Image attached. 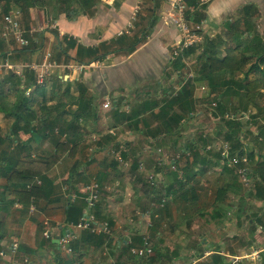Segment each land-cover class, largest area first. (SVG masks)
Wrapping results in <instances>:
<instances>
[{"label":"crops","instance_id":"crops-1","mask_svg":"<svg viewBox=\"0 0 264 264\" xmlns=\"http://www.w3.org/2000/svg\"><path fill=\"white\" fill-rule=\"evenodd\" d=\"M114 3L118 5L115 7ZM105 4L108 5V7H104ZM186 4L190 7L188 11L192 10L193 13L198 14V17L199 13L204 17H201V21L197 23L200 27L198 31L199 40L195 41L194 44L190 46L193 50L191 54L182 58L185 66L180 70H173L171 68L172 62L178 54L171 60L170 51L173 45L180 40V34H177L178 32L173 25H168L162 20V12L164 11L166 0H100L94 8L92 16L80 15L75 20H69L64 14H58L55 20L59 24L58 31L60 35H71L75 38L76 43L85 47H98L97 55L99 58L92 60L91 68H87L80 73L72 71L68 76L72 85L74 81L79 78L86 83L90 94L96 98L98 108V118L94 122L92 128L100 130L99 133L97 132L100 135V139L105 136V131L109 130V134L113 141H110V146L108 143H103L102 150L95 153V159L91 162L87 161L90 159V155H88L89 158L87 159L85 153L88 154V151L87 148H82L84 145L82 143V145H78L79 151L74 152L71 158H63L54 164L45 173L46 180L49 181V184L45 186L46 191L42 201V211L37 207L34 213H30L28 209L29 205L25 204L23 201L19 202L18 198L13 199V194H11L9 200L4 196L2 197L3 188L8 183L6 177L0 176V221L3 223L0 232V250L2 248H7L12 240H18L21 250L23 247H27L25 249L26 253L29 252V248L35 250L34 253L30 254L33 264H78L80 261L85 264H146L142 259L129 255L130 253L123 247V245H125V238L133 235V233L137 232L142 234L144 231L149 235L151 233L149 229L150 226L147 227L146 225L148 217L143 216V212L148 207L146 201L149 199L143 200L140 197L141 188L143 187V181H145V179L143 177V181L133 180L127 167L125 166L123 168L113 157L114 155H119V151L120 155L125 151L127 157L123 159H130L132 161L129 149H137L141 159L145 160L144 163L146 167L159 171L163 179L168 178V176L172 179L173 175H170L169 172L172 166L169 164L171 163L169 161L156 165L154 159L149 157V153L148 155L142 153H147V145L152 138L144 129H142L141 132L138 127L136 128L132 123L136 118H140V113L143 112L140 111V115L137 117L134 116L135 119L126 114L130 112L131 108H136V103L139 100L143 101L146 100L148 96L159 95L161 93V88L173 87L174 89L175 84H172V82L175 80L172 79L177 75H181L178 86L176 87L178 90L179 86L183 84L182 81L185 79L190 83L192 90L193 86L197 83L201 84L202 82H199L198 79L195 78L197 76L195 55L199 56L200 52L206 46V49H209L208 46L213 41L217 44L216 46L218 49L222 43L220 39L227 42H237L235 38H239L240 40V37L245 31L256 29V27L259 31L264 33V0H199V6L202 4V8L195 7L194 4H191V0H186ZM36 7L38 6H31L29 8V15L27 17L23 16L24 27L29 23L30 26L35 28L33 25L35 23L32 19L35 17V11L38 12L39 19H41V16L43 18L44 10ZM135 7L139 11L133 21L132 18L135 14ZM197 11L199 13H196ZM245 21H248V24H245ZM129 23H132V26L129 25ZM191 25L194 26L195 23L192 21ZM230 26H233V28ZM143 33H146L144 40L137 42L141 35L143 37ZM45 36L47 41L44 48H51L53 44H55V39L53 35L48 32ZM227 38L231 40H226ZM0 45V56L1 53L6 52L7 55H5V58L18 68L30 62H38L41 58V53H39L40 49L19 50L14 44L7 41L3 44L0 42ZM131 49L133 50L131 51ZM70 53L72 56H75L76 48H72ZM190 74H193L194 77L189 79ZM14 99L15 97H10L11 101H14ZM106 99L111 100L112 107L113 103L117 104V114L113 113L115 107L109 109H104L102 107L101 104ZM249 108H252L254 111L256 110L253 105H250ZM175 109L178 111V108H174V110ZM154 111H156V109ZM133 112L135 111L133 110ZM120 114H124L125 116H120ZM149 114L150 111H147L144 117L148 125L151 122H153V124L150 126L141 124V127H148V130L152 132L153 127L156 126L157 120ZM196 116L193 119L189 117L186 121L181 120L182 122L178 128H175V132L171 133V137L169 138L177 139L181 143L185 140L188 141V139L192 137L191 135L195 134L193 131H196V125L199 127L202 125L201 117L203 114ZM10 122L11 121L0 112L1 134H6ZM250 129L254 131V126L251 125ZM153 132L155 133L156 131L154 130ZM245 135L243 138L245 143L253 147L255 152L258 151V148L254 145L256 140L250 139ZM54 136L53 134L50 136L54 138L50 143L47 139H42L35 135L30 147L39 150L44 148L47 151L45 153H48L53 150V145L51 144L56 140ZM19 137L22 140H26L30 135L20 131ZM89 137L87 133L84 134L81 139L83 140ZM93 137H95V135H92V138ZM69 138L76 142L79 139L78 136H70ZM169 138L161 141L158 146L160 145L159 147L166 149L169 154H172L168 151ZM82 140H80V143ZM76 142L73 143L75 144ZM102 142L103 139H101V143ZM114 142L118 143V145L115 144L118 150L116 152L113 151L112 147ZM124 143H126V145ZM0 146L1 150L9 152L8 154L13 157L11 160L14 161L20 157V154H18L19 152H13L14 149L10 151L14 145L11 144L9 140L1 143ZM261 148L264 147L262 146ZM261 151L264 152L263 149ZM24 152L25 151L22 152V155ZM188 160L189 162L192 160V157L189 158V155H187V157H180V162H178V164H180L179 166H182L185 161L187 166L189 163ZM75 162L76 164L78 162V167L72 171V166ZM216 167H219V165ZM187 168L186 174L190 177L187 187L191 184L194 188V192L197 194L194 203H192L191 200L185 201L175 196V200L170 201L167 207L158 213L155 220L159 223L162 218V213L165 217H170V224L178 222L180 226H182V222H184V225L180 227L182 230H176V235H174V237L178 238L183 231L184 233L182 235H190V238L184 245H182L180 241L175 244V247L169 251L170 255L166 262L168 264H172V262L181 264V261L184 260L182 262L183 264H195L196 260L199 261L202 258L205 264L207 261H210L209 257L212 254L220 255L225 259V262L238 260L237 257L241 256L238 251L239 249L242 250V248H240L239 244L241 235H238L237 231H239L242 225V218L244 216L241 215V224L237 225V221L239 220L236 216L237 205L231 204L233 212L230 211L229 205L225 206L226 208H224L222 212L224 216H221V213L220 215L212 217L211 210V213L207 212L209 215L206 213L207 219H204V221L209 223L210 217L219 219L218 223L222 226L221 232L215 237L216 242L213 241L210 235H205L206 233L201 235L200 233L202 232L194 222V219H196L194 217H196L195 215H205L203 212L205 194H203V192H207L208 189L211 191V189L209 187H204L208 183L203 182V174L199 173L202 169L200 163H189ZM181 175L180 178L182 177ZM222 175H224V172H222ZM227 175L230 176L228 172H226L224 181ZM94 176L101 178L99 196L100 209L95 208V214L99 219H102V216L108 218L112 228L111 235L107 237L104 242L106 243V247L103 246L104 243L101 242L88 245L90 243L82 240L84 232L79 234L80 238L76 242L79 244V252L76 253L75 251L73 255H68L59 251L57 242L54 240L40 246L39 241L41 238L39 237L38 239V235L36 234L38 233V227L41 225L43 217L50 219L52 225L59 224L62 226L65 224V206L62 191L64 183L70 178L75 185L79 186V190H81L86 177ZM172 181L173 180H171V182ZM228 190L236 194L234 187ZM125 196H127V199H125ZM131 199L133 202H131ZM233 199L235 200V198ZM223 201H225V198ZM207 202L212 204L211 200H207ZM253 202L255 203V201ZM250 208L251 205L249 206V209ZM225 219H227V222L222 224L221 221ZM251 221L252 220H250V225L252 223ZM162 223L166 225L165 222ZM189 223L190 225L188 226ZM191 226L192 228L189 231ZM257 229L258 227L255 232L251 235L249 234L250 236L248 235V237L250 238L252 236L256 244L260 245L263 244L264 241L259 243L257 237H264V235H258V233H264V230L259 229L262 232H258ZM244 230H246V228ZM196 235H199L202 240L205 239L203 243H207V245H199ZM170 236L172 238V235ZM151 237L153 240V248L162 246L163 240L171 239L166 233L160 231V229L155 235L153 233ZM37 239L38 241L36 243L35 240ZM211 240L213 242H211ZM85 244H87V246H84ZM135 244L137 243L135 242ZM197 251L202 255L200 256L201 258L198 257L199 259L194 257ZM205 251H209L210 253L204 255ZM252 253L253 250L250 254ZM155 254L154 251L153 255ZM184 254H188V257H184ZM118 258H122L123 261L119 262ZM6 260L7 257H0V264L1 262H6ZM151 264H154V262Z\"/></svg>","mask_w":264,"mask_h":264},{"label":"trees","instance_id":"trees-1","mask_svg":"<svg viewBox=\"0 0 264 264\" xmlns=\"http://www.w3.org/2000/svg\"><path fill=\"white\" fill-rule=\"evenodd\" d=\"M2 1L4 2L3 11H8L17 7L20 9L24 17L29 15V8L35 4L42 8L44 10L43 12L53 13L51 18L54 20L57 18L59 13L64 14V16L69 20H75L80 15L92 16L94 8L100 0ZM191 4H194L197 8H202V4L199 6V0H191ZM196 13L199 12L197 11ZM201 17L204 16L200 15V13L199 17L198 14H195L192 11H188L186 13V19L193 21L195 24L201 21ZM247 22L248 21H245V24H248ZM230 27L233 28V26ZM25 29H27V26ZM49 30L55 39V44H53L56 49L54 57L58 58L62 56V54L68 56V50L76 48L74 62L78 64H89L92 60L99 58L97 55L98 47H85L76 43L75 38L71 35L64 34L59 36L57 29H47L46 31ZM243 34H248L249 41H244L242 46H237L235 48L228 49L227 51L233 53L235 50H239L236 59L235 57L231 58L228 53L225 56L220 57L215 41L210 43L208 46L209 49H206V46L200 52L199 60L197 62L198 65L196 66L197 76L195 78H197L199 82H202L201 85L206 87L205 92H203L202 89H199L197 85L193 86L192 90L190 83L185 79L182 81L183 84L179 86V91L176 95L173 94V89L171 88H161V93L159 95L148 96V98L143 101L139 100L136 103V108H131L130 112L126 114L131 118L143 114L142 116L140 115V118H134L135 120H133L132 125L136 128L138 127L141 132L142 129H144L146 133L151 135L150 137L152 139L147 145V150L150 149L152 151L156 148H160V145L158 146V144H160L161 141L171 137V133L175 132V128H178L182 122L181 120L186 121L189 117L193 119L196 115H204V113L209 110L211 114L216 116V118L218 117L224 128L221 129V131H218L217 135L220 137V140L216 142L218 145L214 146L212 150H207L205 147L207 145L206 142L208 143L207 139H214V137L206 138L205 136H196L197 133H195L194 135H191L192 137H190L188 141L185 140L182 143L177 139L169 138L168 151L171 152L173 156L172 162L170 163L172 168H170L169 172L170 175L173 176L172 179L169 176L168 178L163 179L161 173L154 170L156 173L154 184H150L149 180L147 183L143 181V175L138 169V165L141 160L139 151L137 149H129L132 162L128 172L132 176L133 180H142L144 183L143 187H145L146 193L149 196L148 208L151 211L150 229L154 235L157 233L159 227L158 222L155 221L156 217L154 216L158 215V213L167 207V201H174L175 196H177L181 200H191V202L194 203L197 195L194 192L193 187H185L190 180V177L186 174L184 169H188L187 167L189 163L186 166L185 161V165L183 164L182 166H179L180 164H178V162H180V157H187V155H189V158L192 157L190 163H200L202 169L199 173L204 174L205 170H207L206 168H209L211 164L218 166L225 157L239 158L240 155L245 153L243 151L245 148V141L243 139L244 135L249 133L252 134L251 129L247 130L244 128L245 125L253 124L256 126L257 133L253 136V139L257 140L264 138V114L262 107L259 105L261 102L259 100H262L264 92H262L259 88L260 84L257 81L249 78V74L251 72L263 73L264 71L263 69H260V64L264 62V46L262 43L263 32L259 31L256 27V29L247 30ZM145 35L146 33H143V37L141 35L137 42L143 41ZM38 36L42 39L43 44L41 43L40 45H36L35 42L32 41L31 45L28 47L29 49H40L46 45L47 38L44 33L41 32ZM28 38L30 39L31 37ZM235 39L237 42H240L239 38ZM0 42L3 44L5 40L0 38ZM10 42L12 44L14 43L12 40H10ZM132 50L133 49H131V51ZM192 51L191 47H187L179 51L177 57L172 62L171 68L173 70L183 69L185 65L182 58L190 55ZM5 55H7L6 52L1 53V61L4 60ZM235 73L238 74V76H236ZM240 74H242V76H240ZM33 78L34 72L28 67H25L20 75L14 74L13 72H6L2 79H0V112H2L4 116L11 117L9 118L11 122L6 134L3 135L0 133V144L7 140H12L16 142L14 150L20 154V157L13 161L11 160L13 157L8 154L9 152L0 150V176L6 177L8 183L3 188L2 197L4 196L7 200H9L11 194H13V199L18 198L19 202L23 201L27 205L34 203L38 209L42 211V201L46 191L45 186L49 184V181L46 180L45 173L58 161L63 158H71L74 155V152L79 151L78 145L73 143L76 141H72L69 137L78 136L79 138H82L84 134L88 133L90 137L82 140L81 144H84L82 148H93V151L98 150L103 143H108L109 145L110 141L113 140L109 134L110 131L106 130L104 133L105 136L101 138L103 139V142L101 143L100 135L98 134L100 130L92 128L94 122L98 118L96 98L90 94L88 86L80 78L75 80L72 86L69 81H62L57 78L54 82L50 81L51 87L49 88V95L46 94L43 87H38L29 97H25L22 92L24 88L33 80ZM242 92H244L243 95L238 98ZM11 96L15 97L14 101L10 100ZM231 99L232 101L236 100L235 105L233 104L234 101L232 102ZM250 105H253L259 110H255L254 112L251 111V113L247 112L250 111ZM112 108H114L113 113L117 114L118 107L116 103H113ZM174 108H178V111L176 109L174 110ZM155 109L156 111H154ZM133 110L135 112H133ZM140 111L143 113L139 114ZM147 111H150L149 115L157 120L156 126L153 125L154 127L152 132L148 130V127H141V124L146 126L148 125V122L144 117V114H146ZM246 113L249 115L248 120L245 118V116H247ZM120 116L125 115L120 114ZM257 118H262V120L258 121L256 120ZM244 121H246V123ZM152 124L153 122H151L148 126ZM55 129L57 132H55ZM154 130L156 131L155 133L153 132ZM20 131L29 134L30 137L26 140H21L18 136ZM52 134L55 135L54 137L56 140L51 144L53 145V150L48 153H45L47 151L44 148H42L41 151L30 147L35 135L41 137L42 139H47L51 143V141L54 140V138L50 137ZM63 135L66 136L64 139ZM92 135L98 137H94L95 139H92ZM242 139L244 143H241ZM209 143L211 144L212 142L209 141ZM115 144L118 145V143H113L112 147L114 150H116ZM124 144L126 145V143ZM226 144L228 148L223 152V149H225L224 145ZM245 145V154L248 157V162L245 163V176L248 180L247 184H251V187L246 188L243 181L242 184L239 182L237 176V174L239 175L238 171L235 172L233 169H229L224 166L223 168H226V171L230 175L226 176L225 183L228 186L226 189L228 190L229 188L234 187L236 190V188L243 186L241 189L247 191L246 195L250 199L255 202H264V152L261 151L260 148H258V151L254 152L253 147H250L246 143ZM23 151L25 152L21 156V152ZM205 152H208L210 157L206 156ZM236 153H238L239 156L236 155ZM85 155L88 159L89 154L85 153ZM121 157H127L125 151L121 153ZM87 161L91 162V157ZM77 164L76 162L73 164L72 171L78 167ZM155 164L157 165L156 162ZM238 165H241L240 168L242 167L241 162H239ZM180 175L182 176L181 178ZM171 180L173 181L171 182ZM158 185L159 187H157ZM72 186L68 187L67 193L70 194L71 192H77V190ZM175 186L179 187L176 188ZM189 191H191V196L188 195ZM212 193L215 195V198L211 204L213 206L211 215L212 217H215L216 215L221 214L216 203L220 199L223 201L225 197L223 192L221 190H217V188H215ZM67 201H69L68 198ZM84 204L86 203L82 199H76L75 201L67 204L65 203V221L67 223L76 224L82 215ZM96 209H100L99 203L96 205ZM241 215H243V213L239 212V208H237L236 216L239 218L237 225L241 224ZM221 216H224V213H222ZM244 216H246V218L248 217V221L250 223L251 215L245 214ZM102 219H107L110 223L108 218L102 216ZM251 222L252 229L249 230L250 235L255 232L257 227L258 229L264 230V214H256ZM1 225L0 221V232ZM42 232L43 226L39 225L38 233L36 235H38V239L39 237L41 238L39 241L40 246H43L47 242L49 243L51 240H46L43 237ZM134 235H137L134 237V242H137V244L143 243L142 235L145 234L135 232ZM250 238L249 242L242 241L240 245L242 250L239 249L238 251L241 255V259L236 261L233 260L231 262L232 264H234V262L235 264H238V262L240 264H250V261L247 260L248 255L251 256L250 252L247 255H244L243 253L246 252L249 247L259 249L257 255L259 256L262 264H264V244L257 245L255 244V239H253L252 236ZM38 239L35 240L36 243ZM82 240L90 243L88 245L95 244L97 242L103 243L102 235L90 234L88 232H84ZM73 242L70 244V248L73 251V254H75V251L76 253L79 252V244L76 243L77 241L75 240ZM247 244L248 246L244 248V245ZM84 246H87V244ZM124 247L128 250L129 245H125ZM26 248L23 247L22 250L19 248V252L21 255L29 258V264H33L30 254L34 253L35 250L29 248V252L26 253ZM154 251L158 256H160L161 253L156 248H154ZM156 254L154 256L142 257L143 262L151 264L156 259ZM197 254H195L194 257H200L198 251ZM209 259L210 261H207L205 264L225 263V259L218 254L210 255ZM78 264L85 263L80 261Z\"/></svg>","mask_w":264,"mask_h":264},{"label":"rangeland","instance_id":"rangeland-1","mask_svg":"<svg viewBox=\"0 0 264 264\" xmlns=\"http://www.w3.org/2000/svg\"><path fill=\"white\" fill-rule=\"evenodd\" d=\"M3 3L4 2L2 0H0V10H1V7L3 6ZM117 5L118 4H115L114 6L116 7ZM104 7H108V5L105 4ZM36 8H40V7H36ZM40 9H42V8H40ZM34 13H35V17L32 18V19L34 20V23H35L33 25L36 28H38L40 30H43L45 26H50V27L53 26V27H57L58 28L59 24L56 22V20L54 21V19L51 18L53 16V13H51V12H48V13L43 12L44 13V16H43V18L41 16V19H39V17H38V12L35 11ZM20 17L23 18V14L22 13H20ZM20 24H22V23H20ZM26 25L29 26L30 24L27 23ZM31 29H32V27H31ZM177 34H180V33L178 32ZM61 35H64V34H61ZM248 37H249L248 34H246V35L243 34L240 37V42H236V41H229V42H227L225 40L220 39L222 41V43L220 44V46L218 48V50H219V56L220 57H223V56H225L228 53L231 58L235 57V59H236V56H238V51L239 50H235L233 53L232 52L230 53V52H227L228 49H232V48H234L236 46H242L244 44V41H249L248 40ZM33 38H34L33 41L37 45H40L41 43L43 44V41H42V39L39 36H34ZM226 40H231V39H228L227 38ZM29 44H30V42H29ZM44 49L43 48H40L39 53H41V55H42V52H44ZM52 49H53L52 50V55H53V52H55L56 49L54 48V46H52ZM36 50H38V49H36ZM71 50L72 49H69L68 50V52H67L68 56L65 55V54H62V56H60L58 58L57 57H54L53 58L54 61H55L54 65H57L58 64L57 66H59V65L62 66L63 62L66 60L65 58H68L70 56ZM198 59H199V56L198 55H195V62H198ZM7 60H8L7 58H4V60H2V61L0 60V79H2L3 75L8 70H11V69H8L11 66L10 64H9L8 67H5V62ZM196 66H197V63H196ZM260 69H263L264 70V62H262L260 64ZM65 71L66 72H69V71L72 72V70H69L67 68L65 69ZM58 73L59 74H64L65 72H64V70H61V68L57 67V69L54 71V73L51 76V78L53 79L51 81H53V82L56 81L55 79L58 78ZM235 75L238 76V74H236V73H235ZM235 75H234V77H235ZM240 76H242V74H240ZM253 77H255L257 79L258 83L260 84V87L259 88L261 89L262 92H264V71H263V73H256L255 76H254V72H251L249 74V78H253ZM180 78H181V75H177L176 77H174L172 79V80H175V81L172 82V84H175L174 85L175 87L173 89V87L171 86L172 87L171 89H173V94H175V95L179 91L176 87L178 86V83L180 81ZM198 88L201 89V85H198ZM199 91H201V90H199ZM202 91L205 92V88H202ZM243 93L244 92H242L238 96V98L240 96H242ZM49 94L50 93H47V95H49ZM231 101H232V99H231ZM233 101H234L233 104L235 105L236 100H233ZM259 101H261L259 103V105H260V107H262V111H263V114H264V96H263L262 100H259ZM49 103H51V102H49ZM255 109H256V111L259 110L258 108H255ZM250 110L252 112H254V110L252 108ZM4 117H6L8 119L11 118V117H7V116H4ZM201 118H202V125L200 127L196 125V132L195 133H197L196 136L197 135L198 136L200 135V136H205L206 138L214 137V139H207L208 143L206 142V144L208 146H210L209 141L212 142V143H216L217 141L220 140V137L217 134H218V131H221V129H224V128H223V126L221 124V121L218 119V117L216 118V116L214 114H211L210 113V110L208 112H205L204 115ZM256 120L261 121L262 118H257ZM219 123H220V125H219ZM254 132H256V131H254ZM245 136L246 137H249L250 139H253L254 138L253 135L250 136V134L245 135ZM260 143L264 147V139H261V140H258L257 139L256 140V144H255L257 148H260V150H262V149L264 150V148H261L262 146L260 145ZM216 144H218V143H216ZM14 146H16V145H14ZM10 151H12V149ZM13 152H16V150H14ZM148 153H149V151H148ZM148 153H146V155H148ZM205 154H206V156H208V152H205ZM21 155H22V152H21ZM156 160L157 159L155 158L154 161H156ZM227 165H228L227 163H224L223 164V166H227ZM185 169H184V171H186ZM206 169L207 170H205V173L202 175V177H203V182L208 183V184L206 186H204V187H209L211 189V191L208 189L207 192H205V191L203 192V194H205V198L203 200L204 201V206H203L204 207V210H203V212H204L205 215L204 216L195 215L196 217H194V218H196V219H194V222L198 225L199 229L201 230V232H202V233H200L201 235H203V234L206 233L205 235H210L212 237L213 241L216 242L215 241V237L220 234L219 232H221V229H222L221 224L218 223L219 222L218 221L219 219H215V218H211L210 217L209 218V220H210L209 223H207V222L204 221V219H207L206 213L207 212H210L211 213V210L213 209L212 205H209L211 203L207 202V200L208 201L211 200V202L214 200L215 195L212 193V191L215 189V187L217 188V190H221L223 192L224 197H225V201H222V199H220L219 200L220 202L218 201L216 203L217 206L219 207L221 213L224 211V208H226L225 206H228L229 205L230 206V211L233 212L232 211L231 204L232 205H237V208H239V212H242L243 213V216L245 215V212H246V214L251 215V220H253L256 214H258V213L259 214H261V213L264 214V202H262V201H256L254 203L252 201V199H250L246 195V192L247 191L244 190V189H241V188H236L235 187L236 190H234V191L236 192V194H233L232 191L227 190L226 188L228 186H227V184L224 181L225 173L227 172L226 171L227 170L226 168H222V166L221 167H216V166H214V164L213 165L211 164L210 167L209 168H206ZM222 172H224V175H222ZM188 183H189V181H188ZM189 185H191V184H189ZM189 185L187 187V184H186L185 185L186 188H190L192 186V185L191 186H189ZM157 187H159V185ZM175 187L178 188L179 186H175ZM204 189H206V188H204ZM191 191L188 192V195L189 196H191ZM131 196H132V194H131ZM140 197L143 200H148L149 199V196L146 193L145 187H142L141 188ZM233 198H235V200ZM125 199H127V196H125ZM131 202H133L132 199H131ZM169 202L170 201H167L166 204L168 205ZM146 203H148V201H146ZM250 205H251V208L249 209V206ZM189 210H191V209H189ZM161 216H162V218L160 219V221L158 223L159 226H160L159 229L163 233H166L170 238H171L170 235H172V238L171 239H165V240H163V242H162L163 245L162 246H159V247L156 246V249L161 254H160V256H158L156 254V260L153 261L154 264H162V263L163 264H168L166 261H167V258L170 255V252L169 251H171L175 247V244L178 243L179 241H180V243L182 245H184L188 241V239L190 238V235H187V236L186 235H182L184 233V231H183V233L180 232L181 235H179L178 238H175L174 237V235H176V230L177 231L178 230H182L180 227H182L184 225V222H182V226H180V223H178V222H176L174 224H170L169 221H171V220H170V217L169 216L168 217H165L162 213H161ZM162 222H165L166 225H163ZM226 222H227V219H225L224 221H221L222 224H224ZM190 223L188 224V226L190 225ZM248 223H249L248 217L246 218V216H244L242 218V225L240 226L239 231H237L238 235H241V239L239 241V244L240 245H241L242 241L243 242H246V241L249 242V240H250V238L248 237V235H249L248 229H249V227H250V229H252L251 228L252 225H249ZM1 224H3V223L1 222ZM191 228H192V226L189 228V231L191 230ZM245 228H246V230H244ZM258 232H262V231H260L258 229ZM194 234H197V233H194ZM151 235L153 236L152 230H151V233H150L149 236H150V240L152 241V244H153V240L151 239L152 238ZM258 235H264V233H258ZM196 237H197V243H199V245H202V244H204V246L207 245V243H203V241H205V239L202 240L201 237H199V235H196ZM213 241L211 240V242H213ZM257 241L259 243L263 242L264 241V237H260V238L257 237ZM255 244H256V242H255ZM247 246H248V244L247 245H244V248H246ZM183 247H185V246H183ZM252 248L253 247H249L246 250V252H243L244 255H247V253L251 252V249ZM205 252L210 253L209 251H205ZM181 254L183 255L182 252H181ZM184 257H188V254H184ZM192 258H194V257H192ZM238 259H241V257L238 256ZM247 260L250 261V264H262L259 256L257 255V252H254L253 255H251V256L248 255ZM118 261L119 262H122L123 259L122 258H118ZM183 261L184 260L181 261V264H183L182 263ZM176 263L172 262V264H176ZM195 264H204L203 261H202V258L199 261L196 260V263ZM224 264H232V263L230 261V262H225ZM234 264H235V262H234ZM238 264H240V263L238 262Z\"/></svg>","mask_w":264,"mask_h":264},{"label":"clouds","instance_id":"clouds-1","mask_svg":"<svg viewBox=\"0 0 264 264\" xmlns=\"http://www.w3.org/2000/svg\"><path fill=\"white\" fill-rule=\"evenodd\" d=\"M3 5H4V3H3ZM189 7V6H188ZM3 9V6L1 7V12H0V18H1V26H0V38H2V39H4L5 40V42L7 41V42H10V40H12L13 42H14V39L11 37V36H9V37H3L2 35H1V32H2V27H3V16L5 15V14H11V15H14V14H16L17 16H18V20H19V23H22L21 25L23 26V28L25 29V25L23 24V19L20 17V13H21V11H20V9L19 8H13V9H10V10H8V11H6V10H2ZM189 9H190V7H189ZM188 9V10H189ZM188 10L186 11V13L188 12ZM138 9L135 11V14H134V17L132 18L133 19V21L135 20L134 18H135V16H136V14L138 13ZM190 11H192V10H190ZM163 18V17H162ZM21 19V20H20ZM163 20V19H162ZM55 21V20H54ZM189 23H191L192 24V21H189V20H187ZM57 22V21H56ZM131 26H132V23H131ZM172 26V25H171ZM196 26H198L197 24H195L194 26H193V30H195V27ZM31 27L32 26H27V29L26 30H29V29H31ZM175 27V26H174ZM199 27V26H198ZM176 28V27H175ZM32 29H35V32L33 33V36H31V38H30V44L29 45H26V46H19L17 43H13L16 47H17V49H24V48H27V50H29V46L31 45V43H32V41L34 40V36H38L39 34H41V32H43L44 33V35L48 32V33H50L51 35H52V33L50 32V30L49 31H46L47 29H57L58 30V28L57 27H50V26H45L44 27V29L43 30H40V29H38V28H33L32 27ZM176 30H177V28H176ZM200 30V27L199 28H197L196 29V33H197V35H198V31ZM58 33H59V31H58ZM59 36H62V35H60V33H59ZM46 37V36H45ZM197 40H199V39H197ZM196 40V41H197ZM76 41V40H75ZM262 43H263V46H264V33H263V36H262ZM36 44V43H35ZM194 44V42L191 44V45H189V46H187V47H190V46H192ZM37 45V44H36ZM46 46V45H45ZM44 46V47H45ZM44 47H43V49H44ZM187 47H184L183 45H182V43L180 42V43H176L175 45H173V47H172V49H171V51H170V59L171 60H173L174 58H175V55H177L178 53H179V51H181L182 49H184V48H187ZM72 49V48H71ZM52 47L51 48H48V49H44V52H42V55H41V58H40V60L38 61V62H30V63H27L26 65H24V66H21L20 68H18L17 66L15 67L14 66V64H12L11 62H9V60H7L6 62H5V64H7V65H11L8 69H11V70H8L7 72H13L14 74H18V75H20L21 73H22V71H23V69L25 68V67H28L29 69H31L32 70V65H41V62H42V60H43V57L44 56H47L48 55V59H49V61H50V66L47 68V70H46V72L43 74V78H42V80H41V82H39L38 80H39V74L37 73V72H35L34 70H32L33 72H34V78H33V80L24 88V90H23V92H22V94L25 96V97H29L31 94H32V92L36 89V88H38V87H43V89H45V91H46V93L48 92V93H50L49 92V88L51 87V83H50V81L51 80H53L52 78H51V76H52V74L54 73V71L57 69V67H59V68H61V70H64V74H59L58 73V78L59 79H61L62 81H69L70 82V84H71V80L69 79V74H70V71L69 72H66L65 71V69L67 68V69H69V70H72V71H76L77 73H80V72H82L83 70H85V69H87V68H91V63H92V61L89 63V64H83L85 67H84V69L83 70H81V71H78L76 68H75V65H79L78 63H76V62H74V56H72L71 55V53H70V56L68 57V58H65L66 60L63 62V64H62V66L61 65H59V66H57V65H54V63H55V61H54V52H53V55H52ZM69 64V65H68ZM5 67H8V66H6L5 65ZM254 74H256V72H254ZM194 77V75L193 74H190V76H189V79L190 78H193ZM251 79H253V80H255V81H257V79L255 78V77H253V78H251ZM258 82V81H257ZM198 85H201L200 83H197V87H198ZM71 86H72V84H71ZM202 88H205L206 89V87L204 86V85H201V89ZM21 94V95H22ZM106 101H108L109 102V106L108 107H104L103 106V104L106 102ZM102 107L104 108V109H109V108H112V103H111V100H109V99H106L102 104ZM250 110V109H249ZM247 112H249V113H251V110L250 111H247ZM190 115L192 116V114L190 113ZM246 115L247 116H245V118H246V120H248L249 119V115L246 113ZM191 119V118H190ZM245 123H246V121H244ZM254 126V131H256V132H254L253 130H252V134L251 135H253V136H255L256 135V133H257V129H256V126L255 125H253V124H247V125H245L244 126V128L245 129H247V130H249L250 129V126ZM55 132H57V130L55 129ZM18 136H19V134H18ZM66 136L65 135H63V139L65 138ZM20 138V137H19ZM96 138V137H95ZM94 137L92 138V139H95ZM28 139V138H27ZM261 139H263V138H261ZM22 140V139H21ZM80 140H82L81 138H79L78 140H77V142H76V144L77 145H79V144H81L80 143ZM258 140H260V139H258ZM9 142L11 143V144H13V145H16V142H14V141H12V140H9ZM241 143H244L242 140H241ZM256 144V143H255ZM254 144V145H255ZM82 145V144H81ZM218 144H216V143H212V144H210V146H208V145H206V148L207 149H209V150H212L213 149V147L214 146H217ZM14 147L15 146H13L12 147V149H14ZM148 147V146H147ZM230 147V146H229ZM244 149H243V151L246 153V145H245V143H244ZM255 147H256V145H255ZM83 148H86V147H83ZM1 150V149H0ZM99 150H102V146L98 149V150H96V151H93V148H87V151H88V154L89 155H91L90 157H91V160L93 161L94 159H95V153L97 152V151H99ZM253 150H254V148H253ZM93 151V152H92ZM113 151L114 152H116V151H118L117 149L116 150H114V148H113ZM148 151H149V157H151V158H153V159H157L156 161H154V162H156L157 164H159V163H162V162H166V161H169V162H172V159H173V156H172V154H169L168 152H167V150L166 149H164V148H156V149H154L153 151L152 150H147V153H148ZM255 152V151H254ZM143 154H146L145 152H142ZM245 153H243L242 155H238V153H236V155H238L239 156V158L238 157H235L236 159H237V163H231V158H229V157H225L224 158V160H222L221 162H220V165H219V167H221L222 166V168L224 167L223 166V164L224 163H227L228 165L226 166V167H228L229 169H233L235 172L236 171H238V173H239V169H244V171H245V173H246V166H245V163H247L248 162V157H247V155L245 154ZM113 158H115L116 160V162L118 163V164H120L123 168L126 166L127 167V169L129 170V168H130V166H131V160L130 159H128V160H125V159H123L122 157H121V155H120V153H119V155H114V157ZM140 162H142L143 164H144V168H143V170H140L139 169V165H140ZM140 162H139V165H138V169H139V172L140 173H142V175H143V177H144V179H145V182L147 183V181H148V178H147V175H146V171L147 170H149V171H152V172H154L155 173V171H154V169L153 168H146V166H145V160L144 159H141L140 160ZM239 162H241V164H242V167L240 168V166L241 165H238V163ZM190 163V162H189ZM170 164V163H169ZM222 164V165H221ZM151 169V170H150ZM156 174V173H155ZM237 174V173H236ZM93 175V174H92ZM237 176H238V180H239V182L242 184V181H241V178H240V176L237 174ZM100 177H98V176H94V177H86V179H85V181H84V183H83V187L81 188V190H79V186L78 185H75L74 183H73V181H71L70 180V178H68V181L66 182V183H64V186H62V191H63V200H64V206H65V209H66V205H65V203L67 204V203H69V202H73V201H75L76 199H82L86 204H84V207H83V210H82V215L80 216V218L78 219V222L76 223V224H73V223H67L66 221H65V224L64 225H59V224H57V225H52V222H51V220L50 219H48L47 217H43L42 218V220H41V226H43V232H42V235H43V233H44V231H45V229H46V225H45V221L47 222V227H48V229H49V231H50V236L48 237V238H46L44 235H43V237L46 239V240H54L55 242H57V246H58V249H59V251H61V252H63V253H65V254H68V255H73V251L71 250V248H70V244L75 240V241H77V240H79V238H80V235L79 234H81V233H83V232H88V233H90V234H95V235H102V237H103V243L106 241V239H107V237H109L110 235H111V233H112V228H111V225H110V223H109V221L107 220V219H99L97 216H96V214H95V208H96V205L99 203V196H100V188H101V185H100ZM73 185V186H72ZM73 187V188H75L76 190H77V192H71L70 194L69 193H67V189H68V187ZM241 188H243V186H240ZM245 187L246 188H249V187H251V184H245ZM79 192V193H78ZM93 193H95L96 194V198H92V196H93ZM65 198H66V200H65ZM67 198L69 199V201H67ZM163 204V203H162ZM162 204H160V205H162ZM29 212L30 213H34L36 210H37V206H36V204H34V203H32V204H30L29 205ZM28 209H27V211H28ZM149 210V208L147 207L146 208V210L143 212V216H146V211H148ZM151 212V211H150ZM93 217V220H90V217ZM146 217H148V219H147V221H146V225H147V227H149L150 226V228H151V218H150V214H149V216H146ZM154 217H157V215H155ZM83 221H88L89 222V226L88 227H86V228H84V227H81L80 226V223L81 222H83ZM148 221H150V224L148 225ZM107 223V226H108V232H103V231H100V232H96V231H92V228L93 227H99L100 225H102V223ZM249 225H250V223H248ZM252 225V224H251ZM65 228H67V229H65ZM149 228V229H150ZM249 230H251L250 228H249ZM258 230V229H257ZM79 231V232H78ZM68 232H70V233H72L73 234V237L71 236L70 237V240H69V243H68V246H69V248H70V252H66L62 247H61V245H60V243H59V238H61V237H64L65 235L64 234H66V233H68ZM150 232H151V229H150ZM142 234H145V235H142L143 237L144 236H147L148 237V241H149V243H150V247L152 248V254L151 255H149V256H152L153 254H154V248H153V244H152V241L150 240V236H149V234L146 232V231H144ZM131 235V234H130ZM135 236H137V235H135ZM134 236V233H133V235H131V236H129V237H126L125 238V241H124V244L125 245H129V248H128V250L127 249H125L127 252H129L130 254L129 255H131V256H134V257H138V258H140V259H142V257L141 256H137V255H135V254H133L132 252H131V249L133 248V247H137V246H142L143 245V243H141V244H135V242H134V240H133V237H135ZM50 240V241H51ZM13 241V240H12ZM15 241H17L18 242V247H19V241L18 240H15ZM134 243H133V242ZM11 243V242H10ZM10 243H9V245H10ZM48 243V242H47ZM74 243V242H73ZM137 243V242H136ZM108 244V243H107ZM264 244V243H263ZM8 245V246H9ZM125 245H123V247L125 246ZM103 246H105L106 247V243H104L103 244ZM20 248V247H19ZM125 248V247H124ZM8 248H2L1 250H4V251H6ZM253 250V253L254 252H257V254H258V251H259V249H257V248H253L252 249ZM252 250H251V252H252ZM252 253V254H253ZM208 253L207 252H204V255H207ZM251 254V255H252ZM154 256V255H153ZM200 256H202V255H200ZM6 257H8V254L6 255ZM145 257V256H144ZM2 263V262H1Z\"/></svg>","mask_w":264,"mask_h":264},{"label":"built area","instance_id":"built-area-1","mask_svg":"<svg viewBox=\"0 0 264 264\" xmlns=\"http://www.w3.org/2000/svg\"><path fill=\"white\" fill-rule=\"evenodd\" d=\"M189 9L188 5L186 4V0H166V5L164 7V11L162 12V17L164 23L168 25H173L177 28V31L180 33V40L178 43H182L184 47H187L191 45L193 42H195L198 39V35L196 33V29L199 28L198 26L195 27V30H193V26L187 21L186 19V11ZM137 8L135 7V11ZM129 25H131L129 23ZM35 32V29H29L26 30L23 28V26L19 23L18 16L16 14H5L3 16V27L1 35L3 37H9L11 36L14 39V42L17 43L19 46H26L29 44L30 39L28 37L33 36V33ZM28 37H27V35ZM50 61L48 59V55L43 57V60L41 62V65H32V70L37 72L39 75V82H41L43 78V74L46 72L47 68L50 66ZM6 66H9L5 64ZM83 64L75 65V68L78 71H81L84 69ZM104 107L109 106V102L106 101L103 104ZM223 152L228 148L227 144L224 145ZM231 163H237V159L235 157L231 158ZM144 164L140 162L139 169L143 170ZM244 169H239V176L241 178V181L243 183L247 184L248 180L246 179ZM147 178L150 182V184H154L155 182V173L152 171L147 170L146 171ZM92 198H96V194L93 193ZM150 210L146 211V216H149ZM90 220H93V217H90ZM46 225V229L43 233V235L48 238L50 236V231L47 227V222H44ZM150 224V221H148V225ZM81 227H88L89 222L83 221L80 223ZM92 231L100 232L105 231L108 232V226L107 223H102L99 227H93ZM64 237L59 238V243L61 247L66 251L70 252V248L68 246L70 237H73V234L68 232L64 234ZM8 249L6 251L0 250V257L5 258L8 254L6 262H2L1 264H29V258L27 256H23L19 252L18 242L13 240L11 241L10 245L7 247ZM131 252L137 256H149L152 254V248L150 247V243L148 241V237H143V245L133 247L131 249ZM253 255V254H252Z\"/></svg>","mask_w":264,"mask_h":264}]
</instances>
